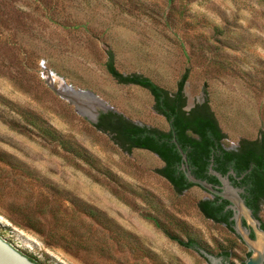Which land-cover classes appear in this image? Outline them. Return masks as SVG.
<instances>
[{
	"label": "rangeland",
	"instance_id": "1",
	"mask_svg": "<svg viewBox=\"0 0 264 264\" xmlns=\"http://www.w3.org/2000/svg\"><path fill=\"white\" fill-rule=\"evenodd\" d=\"M108 62L170 93L186 75V108L207 102L227 147L264 137V0H0V223L46 264H209L154 218L241 264L249 248L198 209L206 191L177 194L159 157L96 128L108 112L169 128L150 92L118 81ZM49 71L113 109L81 115ZM24 113L70 145L43 137Z\"/></svg>",
	"mask_w": 264,
	"mask_h": 264
},
{
	"label": "trees",
	"instance_id": "2",
	"mask_svg": "<svg viewBox=\"0 0 264 264\" xmlns=\"http://www.w3.org/2000/svg\"><path fill=\"white\" fill-rule=\"evenodd\" d=\"M107 69L118 81L135 84L147 89L154 99L155 111L166 118L169 128L164 131L135 124L124 119L121 115L108 112L100 116L96 124L98 130L111 134L128 149L146 150L159 157L163 162V166L158 170V173L170 183L177 194H181L197 185L190 183L183 170H181V154L175 141L186 154L190 170L195 177L206 180L213 185H218V179L209 173L211 164L213 169L222 175L233 171L235 175H229L231 183L237 187V180H241V185L244 186L241 196L255 216L259 218L258 213L264 203L263 136L256 139H242L236 149L227 147L224 143L227 138L226 133L223 132L215 113L207 102L196 104L188 111L184 110L186 100L183 95V87L187 80L186 75L178 82L176 91L170 93L149 77L140 74L125 76L119 73L111 62L107 63ZM24 114L23 118L27 123L43 137L57 141L64 147L70 145L69 142L61 140L58 132L44 120L35 115ZM75 149L79 155L83 156L85 154L81 149ZM0 160L3 159L0 158ZM16 167L22 171L26 170L20 163H17ZM207 193L210 196L199 200L197 203L202 215L217 224L225 226L234 233L233 221L231 220L233 213L228 208L230 203L217 195ZM88 214L96 216L97 212L88 209ZM153 221L179 246L196 252L199 249H204L213 254L211 250L198 241L195 235L186 233V237H183L172 232L169 228H165L157 219L154 218ZM262 228H264L263 222ZM251 236H254L253 232ZM231 255L229 250H225L217 256H222L229 264H233L230 262ZM249 255L250 252L248 257ZM245 261H242V263Z\"/></svg>",
	"mask_w": 264,
	"mask_h": 264
},
{
	"label": "water",
	"instance_id": "3",
	"mask_svg": "<svg viewBox=\"0 0 264 264\" xmlns=\"http://www.w3.org/2000/svg\"><path fill=\"white\" fill-rule=\"evenodd\" d=\"M56 92L64 96L60 90L56 89ZM80 95L93 94L90 91H77ZM83 102V101H82ZM103 109H113L112 107L105 105L104 101H101ZM190 106H188L189 109ZM78 112L87 116L91 119V116L84 110H79ZM92 118L96 121L97 113L93 114ZM176 146L181 154V170H183L187 180L205 191L217 195L222 199L228 201L230 204L228 208L232 211L231 220L233 221V230L235 235H237L250 251L249 257L242 264H264V228H262V222L259 218L255 216L252 209H250L241 194L243 193V189L239 187H235L230 180L229 175H235L233 171H230L226 175H222L213 169L212 164L209 168V173L215 176L219 184L213 185L206 180L199 179L195 177L189 167L187 156L183 152L182 148L175 141ZM253 232L254 236H251ZM209 250L213 252V254L207 252L204 249H199L198 252L202 255L209 264H226L222 256H217L214 245L205 244ZM46 264L42 259H40L34 246L31 241L6 227L2 223H0V264ZM236 264V263H235Z\"/></svg>",
	"mask_w": 264,
	"mask_h": 264
},
{
	"label": "bare ground",
	"instance_id": "4",
	"mask_svg": "<svg viewBox=\"0 0 264 264\" xmlns=\"http://www.w3.org/2000/svg\"><path fill=\"white\" fill-rule=\"evenodd\" d=\"M52 82L60 81V91L66 93V95L73 101L79 110L84 109L88 114H95V108L97 106H103L102 100L96 97L94 94H89V96L83 94L80 95L77 93L78 90H75L71 86L65 84L62 79L58 78L55 74L49 76ZM83 101V102H82ZM88 104L89 106H85Z\"/></svg>",
	"mask_w": 264,
	"mask_h": 264
},
{
	"label": "flooded vegetation",
	"instance_id": "5",
	"mask_svg": "<svg viewBox=\"0 0 264 264\" xmlns=\"http://www.w3.org/2000/svg\"><path fill=\"white\" fill-rule=\"evenodd\" d=\"M184 110H186V111H188L189 109H187L186 108V105H185V107H184ZM163 163V162H162ZM237 184H238V186L237 187H239V188H241V189H243V191H244V186H242L241 185V180L239 179V180H237ZM225 261V263L226 264H229V262L228 261H226V260H224Z\"/></svg>",
	"mask_w": 264,
	"mask_h": 264
},
{
	"label": "built area",
	"instance_id": "6",
	"mask_svg": "<svg viewBox=\"0 0 264 264\" xmlns=\"http://www.w3.org/2000/svg\"><path fill=\"white\" fill-rule=\"evenodd\" d=\"M52 74H55L54 72L52 71H49V75H52ZM54 82H50V84L52 85ZM61 92V91H60ZM62 93V92H61Z\"/></svg>",
	"mask_w": 264,
	"mask_h": 264
}]
</instances>
